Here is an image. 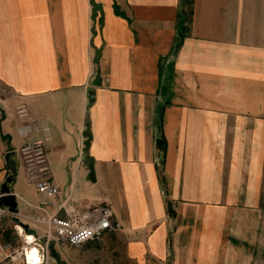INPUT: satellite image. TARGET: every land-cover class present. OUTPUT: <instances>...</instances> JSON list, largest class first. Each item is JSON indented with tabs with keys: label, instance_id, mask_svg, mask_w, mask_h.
<instances>
[{
	"label": "crops",
	"instance_id": "0c3cea01",
	"mask_svg": "<svg viewBox=\"0 0 264 264\" xmlns=\"http://www.w3.org/2000/svg\"><path fill=\"white\" fill-rule=\"evenodd\" d=\"M1 89L0 184L26 102L61 199L123 225L61 264H264V0H0ZM13 192L3 243L35 227Z\"/></svg>",
	"mask_w": 264,
	"mask_h": 264
},
{
	"label": "built area",
	"instance_id": "2783aa9c",
	"mask_svg": "<svg viewBox=\"0 0 264 264\" xmlns=\"http://www.w3.org/2000/svg\"><path fill=\"white\" fill-rule=\"evenodd\" d=\"M1 93L2 89L0 96ZM15 111L18 119L17 130L26 139L23 146L17 150L20 166L23 167L28 182L35 184L39 194L36 204H27L37 211L32 219L40 231L37 236L25 235L24 241L36 244L39 259L36 263L29 259L27 245H22L20 250L16 242L0 241L4 252L2 260L23 259L24 264H57L49 254L51 240L55 239L69 246H82L87 242L99 240L105 233L118 230L123 225L107 201L78 206L67 199H61L60 186L53 178L46 145V141L51 138V127L47 118L35 117L26 102L17 104ZM32 134L37 136L30 138ZM2 195L0 192V197ZM53 207H56L55 211L51 210ZM13 214L8 206L0 204V232L6 228L8 222L20 227L12 219ZM31 236L32 238H29ZM42 238L44 242L41 241Z\"/></svg>",
	"mask_w": 264,
	"mask_h": 264
},
{
	"label": "water",
	"instance_id": "95a60500",
	"mask_svg": "<svg viewBox=\"0 0 264 264\" xmlns=\"http://www.w3.org/2000/svg\"><path fill=\"white\" fill-rule=\"evenodd\" d=\"M0 110L5 116L4 109L1 106L0 99ZM6 164L9 169V173L0 184V192L3 194L0 197V204H4L9 207V210L14 213L12 219L21 227L25 228L26 231L29 229V224L21 220L17 215L19 213V201L15 192H13V186L18 180L19 171L21 168L20 158L17 150H10L5 154Z\"/></svg>",
	"mask_w": 264,
	"mask_h": 264
},
{
	"label": "rangeland",
	"instance_id": "374dc122",
	"mask_svg": "<svg viewBox=\"0 0 264 264\" xmlns=\"http://www.w3.org/2000/svg\"><path fill=\"white\" fill-rule=\"evenodd\" d=\"M97 12V11H96ZM96 15V14H95ZM35 136H34V134H32V135H30V138H34ZM90 173V179L93 177L92 175H91V171L89 172ZM23 175H25V173H24V170H23V167H21L20 168V171H19V178H20V182L21 183H23ZM93 179V178H92ZM113 209V208H112ZM116 216V215H115ZM117 218V217H116ZM30 226H32V225H30ZM36 227H30V234H34V235H38V231H40L38 228H36ZM23 229V228H22ZM24 230V229H23ZM37 230V231H36ZM25 232V231H24ZM112 232V231H111ZM28 233V232H27ZM108 233V232H107ZM24 235H18V237H16L15 238V240L17 241L15 244H16V246H17V248L19 247V249L21 250V248H22V245H27L26 247L28 248V246L30 247L31 245H35L36 246V244L33 242V243H30V244H28V243H25V241H24V238H25V233H23ZM106 234V233H105ZM104 236V235H103ZM102 236V237H103ZM101 237V238H102ZM100 238V239H101ZM99 239V240H100ZM41 241L42 242H44V238H42L41 239ZM53 241L55 242V241H57V240H51L50 242V245H49V254H50V257L57 263V264H61V262H60V260H59V257L56 255V249H55V245L53 244ZM97 241V240H96ZM57 242H59V241H57ZM59 243H62V242H59ZM88 243V242H87ZM62 244H64V243H62ZM86 244V243H85ZM68 248H70L71 246H69V245H67V244H65ZM84 245V244H83ZM72 247H76V246H72ZM77 247H80V246H77ZM71 250V249H70ZM11 262H19V263H23V259H19V260H14V261H12V260H10ZM97 264H99V263H97ZM113 264V263H112Z\"/></svg>",
	"mask_w": 264,
	"mask_h": 264
},
{
	"label": "bare ground",
	"instance_id": "6f19581e",
	"mask_svg": "<svg viewBox=\"0 0 264 264\" xmlns=\"http://www.w3.org/2000/svg\"><path fill=\"white\" fill-rule=\"evenodd\" d=\"M20 229L22 230V227L21 226H20ZM29 238H32V236L29 237ZM27 254H28L29 259L32 262H34V263L38 262L39 254H38V248H37V246H35V245H31L30 247L28 246V248H27Z\"/></svg>",
	"mask_w": 264,
	"mask_h": 264
},
{
	"label": "trees",
	"instance_id": "16d2710c",
	"mask_svg": "<svg viewBox=\"0 0 264 264\" xmlns=\"http://www.w3.org/2000/svg\"><path fill=\"white\" fill-rule=\"evenodd\" d=\"M186 28H187V26L185 25V21H184V19H182L181 23H180V32H181V34H183V32H184V30ZM90 171H91V175L93 176L92 178H94V167H93V165H90Z\"/></svg>",
	"mask_w": 264,
	"mask_h": 264
}]
</instances>
